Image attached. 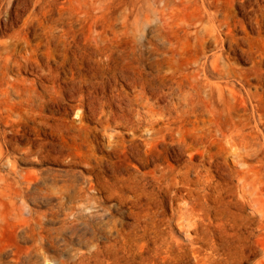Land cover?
I'll use <instances>...</instances> for the list:
<instances>
[{
  "label": "bare ground",
  "instance_id": "1",
  "mask_svg": "<svg viewBox=\"0 0 264 264\" xmlns=\"http://www.w3.org/2000/svg\"><path fill=\"white\" fill-rule=\"evenodd\" d=\"M58 2L59 0H33L34 8L30 16L25 19L22 29L14 31L8 39L0 40V76L5 81L10 83L11 78L7 76L8 70L4 68L9 69L13 65L11 59L5 57L9 47L13 44L15 47L22 46V41L38 38L35 57L33 54L27 55L24 57L25 63L18 62L15 65L21 70L32 65L33 69L41 71V76L37 75L41 80L46 79L52 84H44L42 91L34 90L26 98H22L20 101L28 103L34 111L23 115L21 112L18 117H15V105L20 101L14 100V94L19 93L22 96V90L16 89L14 84H9V87L3 90L0 87V161H3L7 155L4 146L10 147L14 140L27 136L23 131L31 128L35 132H45L56 138L73 140L84 150L92 151L88 155L84 153L83 159L88 162V169L94 173L91 183L94 190L100 189L95 179L99 167L115 170L113 165H117L119 161L128 162L131 157L138 159L142 165L153 163L157 167H162L164 162H168V165L160 168L161 174H157L154 169L142 174L134 173L131 177L136 192L131 199L138 205L143 203L141 200L146 197L150 199L160 196V200L170 202L179 198L189 200V197L194 195V189L184 186L187 184L191 187V184L196 183V178L203 181V174L206 175L205 180H207L205 162L209 159L211 166H217L224 177L233 182L229 183L224 191L219 190L218 198L231 196L228 206L243 211L247 206L244 199L246 184L252 183L248 173L249 171L259 173L262 170L252 167L248 162L253 155L262 161L260 152L264 148V0H178L177 2L154 0L159 6L157 17L153 18L151 13H147L145 21L150 25L151 20H156L157 37L163 44L162 47H158L160 56L155 60L163 65V75L149 76V73L143 70L141 66L146 61L145 50L136 37V31H132L140 76H127L121 67L123 75L121 77L127 83L125 87L119 85L118 74L85 76L83 73L84 62L91 61L94 57L99 67L105 65V69H112V64L116 62L117 57L114 56L112 47L115 43L114 38L121 34L115 28V19L112 17L114 0H65V4L62 2V5L56 6ZM173 3H177L178 7L183 4L187 10L194 7L191 11L192 17L189 15L188 18L178 17ZM241 14L242 17H239ZM121 17L123 27H127V14H122ZM141 19L136 18L134 23L138 26ZM13 23L12 18L6 19L5 28L13 29ZM239 32L243 35L239 36ZM250 33L256 34V37L252 38ZM242 43L249 45L248 50L254 51V47H257L255 43H259L262 47L261 50L256 49V57L253 55L255 61L250 68L251 72L239 69L235 62L231 61L230 56L225 55V50L214 54L211 66H208L207 58L202 60L203 57H208L206 52L211 46L217 48L228 44L229 51L234 54L243 48ZM43 46L46 50L40 52L38 48L41 49ZM248 50L243 49L245 52ZM190 51L192 58L189 55L185 56ZM58 56L62 59L59 60ZM165 59L168 61L165 62ZM212 72L217 73L219 78L240 79L243 83L238 87L229 82L224 84L222 81H213L209 76ZM253 78L259 80V83L251 87L249 84ZM109 88L111 93L106 92ZM62 94L70 95V101L76 103L71 104L72 102L65 100ZM249 104L252 105L251 111L248 108ZM51 106L57 109H52ZM69 106L75 109L80 118L79 123L76 122L79 118L74 117L68 122L56 117V114L63 110L65 112L62 113H67ZM49 107L51 115L47 116L44 112ZM51 120L58 122L51 123ZM94 120L96 125L91 123ZM146 125L149 127L145 128ZM112 127L119 128L115 132L119 138L111 144L101 142ZM122 128L125 131L120 130ZM148 130H152L151 139L145 138L144 131L146 133ZM127 131L134 136L127 137ZM26 138L30 143L38 140ZM213 148L216 151L213 152ZM98 149L103 152L101 157L94 155ZM230 149L241 152V160L246 170L244 168L236 170L231 166L228 159ZM185 155L188 157L183 161ZM113 157L116 159L113 160ZM171 158L182 160L184 170H178L177 164L172 163ZM197 158L200 162L195 163ZM209 170L213 169L210 167ZM192 171L197 172L196 180L190 177ZM243 171L245 174L241 175ZM1 178L5 180L6 176ZM50 179L51 184L46 188L51 191L58 189L60 206H66L67 200L75 202L69 205L72 213L79 208V204L88 205L96 199L85 185L74 181L59 184L55 176ZM40 180H43V176L37 175L35 179L25 174L19 175V188L14 193L25 198L32 193ZM149 186L151 188H148ZM203 187L206 189L209 186ZM183 188L187 190L185 194L181 193L185 190ZM179 193L182 196H179ZM203 194L208 196L209 193ZM16 196L11 197L16 198ZM249 203L264 215V197L259 199V203L251 201ZM175 215L176 210L166 222L171 224L176 220ZM75 216V219H78V214ZM249 217L255 220L254 216ZM202 222L204 223V220ZM194 224L197 228L196 239L201 233L200 223L194 222ZM108 226L111 232L115 231L114 221L109 222ZM251 230L250 236L253 233L252 227ZM231 235L224 234L220 238L221 245L233 243V240H230ZM82 257L84 255L80 254L79 258Z\"/></svg>",
  "mask_w": 264,
  "mask_h": 264
},
{
  "label": "rangeland",
  "instance_id": "2",
  "mask_svg": "<svg viewBox=\"0 0 264 264\" xmlns=\"http://www.w3.org/2000/svg\"><path fill=\"white\" fill-rule=\"evenodd\" d=\"M20 1L0 0V40L8 39L14 31L21 30L25 19L30 16L34 8L33 0ZM64 1L59 0L56 6L62 5V2L65 4ZM173 1L177 2L178 0ZM112 4V17L115 19V28L121 34L114 38L115 43L112 47L114 48V56L117 57L116 62L112 64V69H105V65L99 67L94 60L95 57L91 61H85V68L83 69L85 76H116L118 74L119 85L122 84L124 87L127 86V83L121 77L123 76L122 68L127 76H140L139 63L134 53L135 39L132 36V31H136V37L145 50L146 61L141 67L149 73V76H162L163 65L155 60L160 56L158 47H162L163 44L157 37L156 20H151L150 25H147L145 21L147 13H151L153 18L157 17L158 4L154 0H114ZM176 4L173 7L177 11L178 17L188 18V15L192 17L191 11L194 7L187 10L183 4H180L182 7L179 6V10ZM122 14H127V27H123L121 22ZM239 17H242V14ZM9 18L14 21L13 29L5 28V20ZM136 18H142L138 26L134 23ZM238 35H243V33L239 32ZM250 36L253 38L256 37V34L250 33ZM30 39L22 41V46L15 47L14 44L11 45L9 51L5 53V57L10 58L13 62L9 69L4 68V70H8L7 76L11 80L8 83L0 76V87L3 90L9 87V84H14L16 89L22 90V96L19 93L14 94L15 101L26 98L34 90L42 91L44 84L51 83L46 79L41 80L37 76H41V71L33 69L32 65H29L28 69L22 68L23 70L15 65L18 62L25 63L24 57L27 55L33 54L35 57L37 52L35 48H37L39 39ZM258 44L255 43L257 47H254L253 51V49L248 50V44L242 43L241 47L243 48H240L234 54L229 51L228 44L220 45L217 48L211 46L206 52L208 57H203L202 60L207 58L208 66H211V61L215 57L214 54L225 50V55L230 56L231 61H234L239 69L250 71L257 55L256 49L261 50L262 48ZM38 49L40 52L46 50L45 46ZM216 49L218 50L216 51ZM243 49H247L248 52L243 51ZM188 55L190 57L192 51L185 54L187 57ZM58 59L61 60L62 58L58 56ZM167 61L165 59V62ZM209 76L213 81H222L224 84L229 82V84H236L238 87L243 83L240 79L219 78L217 77L219 75L213 72ZM249 76L252 78L251 74ZM258 83L259 80L253 78L249 85L254 87ZM249 85L247 86L249 87ZM128 90L131 91L130 88ZM106 92L111 93V88L107 89ZM62 95H64L65 100L72 102L71 104L76 103L70 101V95V97L68 94ZM27 105L28 103L26 104L24 101L17 102L15 117H18L21 112L23 115L29 111H34L30 105ZM51 108L57 109L55 106H51ZM68 108L71 110L68 109L67 113H62L65 111L61 109L63 111L58 112L56 117L68 122L72 121L74 117L79 118L75 109L71 106ZM248 108L251 111L252 105L249 104ZM44 113L50 116V107L46 108ZM54 121L51 120L50 122L54 123ZM56 121L58 122V120ZM76 122L79 123L80 118ZM91 123L96 125L95 120ZM144 127H149V125ZM110 129L112 130L107 131V136L105 139H101V142L111 144L119 138L115 133L119 128L112 127ZM23 132H26L27 136H21L22 138L19 137L14 140L10 147L4 146L7 155L3 161H0V264H264V215L249 203V201L259 203V199L264 197V148L260 152L262 161H259L253 155L248 162L252 167L262 168V170L261 172L258 171L259 173L255 171H249L248 173L249 180L252 183L250 185L246 184L247 191L244 193V196H246L243 197L247 202V206L243 211L228 206L231 196L226 195V199L225 197L223 199L218 198L219 193L228 188L229 183L233 182L226 179L217 166H211L209 159L205 162L207 180H205V174H203V181L198 180V178L196 180L197 172L192 171L190 177L195 179L196 183L191 184V187L187 184L184 186L185 188L194 189V195L189 197L190 201L186 198H179L178 202H170L160 200V196L156 198L151 196L150 199L147 197L142 199L143 203L137 205L131 199L136 193L133 188L135 187L134 183L130 180L131 177L134 173L142 174L154 169H156L157 174H161L160 168L168 165V162H164L162 167H157L153 163L142 165L138 159L131 157L128 162L119 161L117 165H113L115 170L112 168L107 169L104 166L99 167L95 179L99 184L97 187L98 189L100 187L99 190L101 191L94 190L91 184L94 173L88 169V162L83 159L85 154L88 155L92 151L84 150L73 140L56 138L45 132H35L31 128ZM144 135L145 138L151 139L153 136L152 130H148L146 133L144 131ZM126 136L130 138L134 135L127 131ZM26 137L37 138L38 140L30 143ZM214 151L216 150L213 148ZM94 155L101 157L103 152L98 149L94 152ZM187 157L188 155H185L182 160L184 161ZM113 158V160L116 159V157ZM241 158L239 150L230 149L228 159L234 169L243 170L244 168L246 170ZM171 160L172 163L177 164L178 170H184L181 164L182 160L178 161L174 158H171ZM197 162H200L199 158L195 159V163ZM209 166L213 170H209ZM21 174L35 179L37 175L43 176V180L38 181L39 183L34 187L32 193L25 198L16 196L14 193L19 188L18 176ZM243 174H245L244 171L241 175ZM4 175L6 176L5 180L1 178ZM53 176L57 178L59 184L74 181L85 185L90 194H93L96 199L88 205L79 204V208H76L72 213L69 205H73L74 201L67 200L66 206H60L58 189L55 188L51 191L46 188L51 184L52 180L50 178ZM205 185L209 187L204 189L203 186ZM148 188H151V186ZM219 190L221 191L219 192ZM182 191V194L187 192L186 189ZM257 191L260 193H256ZM201 192L209 194L205 196L202 193L201 197ZM181 193H179V196H182ZM12 195L16 198H12ZM172 195L174 194L172 193ZM201 199L203 200L201 201ZM225 202L227 203L225 204ZM194 206L195 209L193 210ZM151 209L153 212L150 211ZM175 210L176 220L168 224L166 222L167 218L173 215ZM75 214H78V219H75ZM251 215L254 216L255 220L250 219L249 216ZM202 220H204V223ZM113 221L115 222V228L113 229L115 231L111 232L108 225L109 222ZM194 222L200 223L199 230L201 231L196 239L197 228ZM251 227L253 233L250 236ZM229 233L232 234L230 240H233V243L221 245L220 238ZM80 254L84 257L79 258Z\"/></svg>",
  "mask_w": 264,
  "mask_h": 264
}]
</instances>
